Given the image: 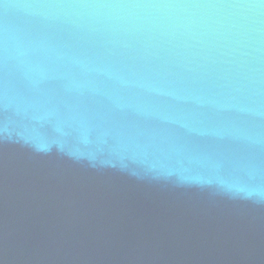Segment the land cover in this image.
Listing matches in <instances>:
<instances>
[{
	"label": "water",
	"instance_id": "water-1",
	"mask_svg": "<svg viewBox=\"0 0 264 264\" xmlns=\"http://www.w3.org/2000/svg\"><path fill=\"white\" fill-rule=\"evenodd\" d=\"M0 264H264V0H0Z\"/></svg>",
	"mask_w": 264,
	"mask_h": 264
}]
</instances>
